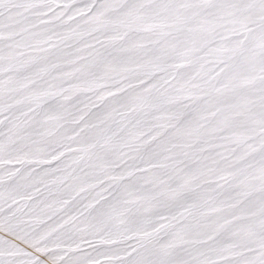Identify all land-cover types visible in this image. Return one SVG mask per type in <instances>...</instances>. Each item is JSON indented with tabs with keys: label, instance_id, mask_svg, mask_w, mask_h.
I'll return each mask as SVG.
<instances>
[{
	"label": "snow or ice",
	"instance_id": "6c2138e0",
	"mask_svg": "<svg viewBox=\"0 0 264 264\" xmlns=\"http://www.w3.org/2000/svg\"><path fill=\"white\" fill-rule=\"evenodd\" d=\"M0 264H264V0H0Z\"/></svg>",
	"mask_w": 264,
	"mask_h": 264
}]
</instances>
